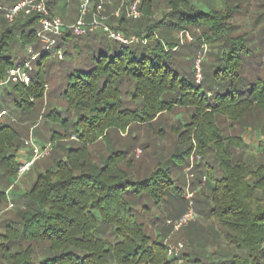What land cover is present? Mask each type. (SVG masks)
Returning <instances> with one entry per match:
<instances>
[{
  "label": "trees",
  "instance_id": "trees-1",
  "mask_svg": "<svg viewBox=\"0 0 264 264\" xmlns=\"http://www.w3.org/2000/svg\"><path fill=\"white\" fill-rule=\"evenodd\" d=\"M18 1L0 0V8ZM163 1L158 21L153 0L141 1L149 25L139 42L63 33L56 38L63 60L40 56L28 85L4 82L28 46L39 51L38 16L20 12L10 22L0 10V212L10 193L17 196L14 218L0 223V264H264V139L259 150L244 139L264 135V78L246 74L259 75L247 63L262 55L256 59L247 35L229 23L234 5L203 11L190 0ZM256 2L264 9V0ZM47 6L77 19L78 0ZM137 20L126 19L122 5L115 28L125 33ZM179 31L191 33L196 49L208 46L199 81L197 57L179 59L172 37ZM154 125L155 138L172 147L142 143L141 160L111 139V132ZM29 136L52 153L17 194L24 162L17 154ZM187 187L197 190L192 200ZM192 209L198 219L180 229L183 250L171 255L166 221Z\"/></svg>",
  "mask_w": 264,
  "mask_h": 264
},
{
  "label": "rangeland",
  "instance_id": "rangeland-1",
  "mask_svg": "<svg viewBox=\"0 0 264 264\" xmlns=\"http://www.w3.org/2000/svg\"><path fill=\"white\" fill-rule=\"evenodd\" d=\"M191 3L203 10L208 11L211 7L219 8L228 5V7H236L233 12L232 21H229V23H232L234 26L236 25L239 27V33L246 34L247 38L250 40V44H252V54L256 58L258 55L261 56L260 62L250 61L247 63V69H250L251 64L254 63V67L259 69V75L252 76V73H249V71L246 73L247 75H250L251 77H258V80H262L264 78V31L260 32V27L264 26V9H259L257 5L261 2H256L257 0H190ZM251 5H248L249 3ZM154 6H153V12L154 17L153 19L158 21L162 19L163 13H166V7L163 0H153ZM112 5H106L104 7V16L106 17V24L111 26L112 28H115L118 23L116 21V17H114L112 14L116 9H118L121 6V1L119 0L118 3L115 4V6ZM234 5V6H233ZM113 6V7H111ZM257 6V7H256ZM109 7H111L109 9ZM223 9V8H222ZM142 13V11H141ZM255 14H258L259 16H262V20L260 23L256 24L251 17H256ZM57 15L61 18L63 16ZM67 16V17H66ZM66 18L69 19L70 14H66ZM149 25V21L143 17V14H141L140 18L137 21H128L126 25L124 26L125 29V35L128 37H134L136 41H141V39L144 37V35L148 32H146V28ZM116 29V28H115ZM172 37L175 39L176 42L180 44L177 51L180 53V60L185 62L186 59H183L187 56V58H190L192 60L195 57L200 58L202 61H206L208 55H209V49L208 46L203 45L200 47V49H196L198 44L196 41L192 38V35L190 32L187 31H179V32H172ZM179 56V55H178ZM191 56V57H190ZM49 59V60H48ZM257 59V58H256ZM43 62L54 60L53 58H48L44 56L42 58ZM197 60V59H196ZM67 61V60H66ZM259 61V59H258ZM263 62V63H262ZM257 63H262V65L258 66ZM37 64V63H36ZM36 64L34 67V70H36ZM190 64V65H191ZM46 65V64H45ZM52 73V71H51ZM46 92L48 93L51 89V86H46ZM48 100V99H47ZM46 100V102H47ZM1 112V111H0ZM10 115L9 109H6V113L4 116ZM13 117V116H12ZM19 117V116H18ZM181 116H176L173 118V120L179 119ZM184 119V118H183ZM5 119H2L4 121ZM258 120H262V116L258 115ZM173 121V122H174ZM164 124V123H163ZM156 125L149 128L144 127H131L129 130H127L125 133H118V132H111V139L115 142L117 148H127L128 151H130L131 154H134V156L137 158V160H141L142 158V150H141V144L142 143H149L151 147L153 146L157 150H163V149H170L172 146L170 145L169 141H163L164 143H160V141L155 138V130ZM251 130V129H250ZM43 134V131H40V135ZM134 138V139H133ZM244 139L247 144L254 145L253 148L255 150H259L258 147L260 146V140L264 139V135L260 133L259 130L251 131V133H245ZM41 141V140H39ZM263 144V143H262ZM261 144V145H262ZM44 148H42L41 143L38 142L37 137L35 136H29L25 141V146L18 152V156L22 161L25 162H32V164L29 166V168L22 174L19 173V170L16 174V181H15V188L13 189V193H21L24 190H27L31 187V185L34 182V179L36 178L38 173L43 172L46 169L48 157L52 153L51 146L48 142L44 144ZM103 148H106L103 143H99L95 145L94 149L95 151H102ZM35 151H37V154L34 155ZM143 157V156H142ZM147 166V165H146ZM144 168V166H143ZM190 169V168H189ZM189 169L186 170V173H188ZM188 185L191 181L190 176L187 177ZM197 192L191 191L189 187H187L186 191V199L192 200V197ZM11 200L15 201L17 200V196L10 193ZM8 201L7 208H3L4 210L0 212V223L4 222L5 220H11L14 218V207L12 206V201ZM191 205H193L192 202H190ZM190 205V206H191ZM6 211V212H5ZM193 214L192 218L184 225H188L191 222L196 221L198 219L197 214L194 212V210H190ZM182 217V216H181ZM180 217V218H181ZM175 220H167L166 226H164L169 231V235L166 238L167 245L172 248L176 247L177 244H181L182 248L179 250V255L181 251L183 250V243L182 241L177 239V234L180 231V229L184 226L182 225L180 228L176 229V223L179 221V219ZM161 226V225H160ZM2 227V225H1ZM1 229V228H0ZM1 232V231H0ZM172 239V242H169V240ZM178 255V256H179ZM178 262H181L178 260Z\"/></svg>",
  "mask_w": 264,
  "mask_h": 264
},
{
  "label": "built area",
  "instance_id": "built-area-1",
  "mask_svg": "<svg viewBox=\"0 0 264 264\" xmlns=\"http://www.w3.org/2000/svg\"><path fill=\"white\" fill-rule=\"evenodd\" d=\"M121 6H124V16L126 19L137 20L141 16L140 4L142 0H120ZM114 0H78V16L73 22H65L63 18L49 12L47 0H19L10 8H0L3 10L4 16L8 21H12L15 15L20 12L24 14H36L40 29L37 32V38L41 44L39 51H35L32 46L26 48L27 59L20 65L7 71V77L4 83L15 82L28 85L31 81V73L40 56H46L56 60H63V49L57 45L56 38L63 33H70L74 36H84L88 33L102 32L107 39L129 45L136 41L134 37L126 36L122 31L112 28L106 24L104 16V7L112 5ZM121 6L112 14L118 18L121 14ZM195 77L197 81L201 78L200 58L195 62ZM1 112L0 115H3ZM37 154L35 151L34 155ZM32 162H25L19 168V173H24ZM193 214L189 210L176 223L175 228L178 229L186 224ZM181 244L176 247L169 248V254L177 256Z\"/></svg>",
  "mask_w": 264,
  "mask_h": 264
},
{
  "label": "crops",
  "instance_id": "crops-1",
  "mask_svg": "<svg viewBox=\"0 0 264 264\" xmlns=\"http://www.w3.org/2000/svg\"><path fill=\"white\" fill-rule=\"evenodd\" d=\"M65 16H66V14L63 16L65 22H68L69 23V22H73L74 21L73 18L71 19L69 17V19H68V18H66L67 16L66 17Z\"/></svg>",
  "mask_w": 264,
  "mask_h": 264
}]
</instances>
